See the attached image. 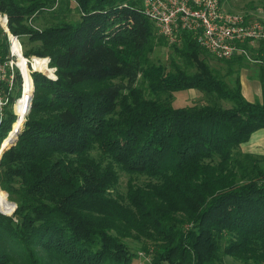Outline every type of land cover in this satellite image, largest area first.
Here are the masks:
<instances>
[{"label": "trees", "instance_id": "1", "mask_svg": "<svg viewBox=\"0 0 264 264\" xmlns=\"http://www.w3.org/2000/svg\"><path fill=\"white\" fill-rule=\"evenodd\" d=\"M75 1L78 23L35 32L24 22L37 12L56 20L55 0H0L10 33L37 38L58 77L32 73L26 121L13 112L14 94L0 128L1 150L23 126L0 159L1 193L17 206L0 213V264H133L128 241L140 238L154 245L141 247L153 264H264V157L240 150L264 129V41L244 46L263 89V101L250 103L239 76L245 55L218 59L238 68L233 86L207 67L201 55L210 53L189 33L174 49L182 64L153 65L164 39L141 0ZM9 60L0 28V63ZM31 76L19 99L26 107ZM21 82L16 71L18 94ZM191 89L209 103L175 107V93ZM134 176L147 181L135 185Z\"/></svg>", "mask_w": 264, "mask_h": 264}, {"label": "built area", "instance_id": "2", "mask_svg": "<svg viewBox=\"0 0 264 264\" xmlns=\"http://www.w3.org/2000/svg\"><path fill=\"white\" fill-rule=\"evenodd\" d=\"M142 9L144 15L155 25L157 34L166 39L169 44H181L184 34L189 33L203 49L217 59L230 60L237 55H245L249 61L254 62L244 46H254L264 41V19H257L243 13L227 10L223 0H144ZM0 28L5 30L10 43V60L0 64L1 128L6 117V109L13 95L10 91L15 86L16 73L14 66L19 68L18 58L12 50L14 43L19 42V37L10 33L8 18L1 13ZM39 61L42 62V65H45L47 70H50L48 67L49 59ZM4 66L7 67L9 72L6 76L7 80L4 76ZM36 72L48 75L46 70ZM21 75L23 94L22 71ZM47 77L53 80V78ZM3 83L5 84L2 85ZM14 114L16 115V113Z\"/></svg>", "mask_w": 264, "mask_h": 264}, {"label": "rangeland", "instance_id": "3", "mask_svg": "<svg viewBox=\"0 0 264 264\" xmlns=\"http://www.w3.org/2000/svg\"><path fill=\"white\" fill-rule=\"evenodd\" d=\"M143 1L144 0H141V5L143 4ZM224 6L227 10H230V11H234L237 13H243L249 17H253V18H257V19H264V0H224ZM54 9H56V11H62V14L56 20L51 18L50 15L47 14V12H44V13L37 12L36 14L31 16L30 18H27L26 21L24 22V25L31 31L39 32V31H42V30H44V29H46V28H48L54 24H61V23L75 24V23H78L81 19V12L82 11H81L80 6L77 4V2L75 0H55V5L51 9V11H53ZM4 28L6 29V27H4ZM4 32H5V30H4ZM155 37L157 40L164 39L163 37L159 36L156 31H155ZM19 42L22 46L23 56L21 54H19V62H17V63L19 65V67L23 70L25 85L27 84V80H28L27 79V72H28L27 62L29 63L28 66H29V70L31 71V75H32V73H35L37 71V70L34 71L32 69V67L37 68V67L43 66L42 62L39 61L42 59H49L48 67L50 70H49V73L46 71L48 73L47 76L53 78V80L58 79L57 69L52 66L51 59L48 57H40L39 54L36 52V50L38 49V47L41 44L40 41L37 40V38L33 37L30 34H24L22 36V38L19 39ZM155 42L157 43V41H155ZM179 47H181V44H179V45L169 44L168 41H166V39H164V44L161 46H156L154 48L153 52L149 55V62L152 63L153 65H158V66H163L164 68H169L171 66V59H173L175 61H177L179 59L177 54L175 53V50H174L175 48H179ZM26 55H28L29 57ZM201 58L206 63L207 67L210 68L211 71L216 72L229 85H231V86L234 85L233 83H234L235 79L237 78V75L235 73L238 70L237 67L233 66V68H231L229 66V63H228L229 61H220V60L212 57L210 54L205 53L204 55H201ZM178 61L180 64H182V62L180 60H178ZM247 63H248V65H247ZM0 64H2V63H0ZM250 64L256 65V66L258 65L255 62L250 61V62H246L245 66L249 67ZM3 68L5 69V75L4 76H5V79L7 80L6 76H7V73H9V72H8L6 66H4ZM14 71H15V73L17 71L20 74L21 80H22L21 71L19 68H17V66H14ZM50 71H51V73H50ZM188 71H189V73H197L198 72L196 67L188 69ZM39 73H42V72H39ZM43 75L46 76L45 74H43ZM120 81H124V80L116 79V80H112L111 82L112 83H118ZM141 83H142V75L139 77V84H137V85H140ZM4 84L5 83H3L2 85H4ZM10 93H12L13 95L15 94V98H14L13 106H12L13 112L14 113L15 112L16 113L21 112V114H23V117H25L26 106H22L21 105L22 103L19 100L22 96V82H21L20 94L17 93L16 83H15L14 88L10 91ZM32 93H33V95H32V100H33L34 87L32 88ZM146 96H147L146 98H151L148 94H146ZM13 97H11V101H12ZM207 103H209L208 97L206 95L202 94L201 92H199L198 90H195V89L175 93V95H174V106L177 108H183L186 106H194V105H203V104H207ZM219 103L221 104V106L223 108H231L232 107V104L230 102H227V101H219ZM20 122L21 121H18V123H20ZM257 156H260V155H257ZM261 157H264V156H261ZM132 179H134L135 185H143L147 181V179L143 176H134ZM129 180H130V176H128L126 174L121 175L120 182H119V189L121 192L126 193L127 184L129 182ZM0 195L3 198L1 191H0ZM3 200L5 201L4 198H3ZM5 204L6 205L0 204V207L6 208L11 213H9V214L5 213L1 209H0V213L3 215H7V216L13 215L15 207L12 210L9 207V205L6 203V201H5ZM128 243H129V247H130L131 252L135 256L133 264H153V261H152L153 255H149L148 253L142 252V250H141V247L145 243H149V242H147L144 238H140L137 241L129 240ZM149 246L151 247L152 250L155 249V247L152 243H149ZM14 260L19 264H21V262H22V261H19L17 259H14ZM225 263L226 264H244V263L235 261L231 258H226Z\"/></svg>", "mask_w": 264, "mask_h": 264}, {"label": "crops", "instance_id": "4", "mask_svg": "<svg viewBox=\"0 0 264 264\" xmlns=\"http://www.w3.org/2000/svg\"><path fill=\"white\" fill-rule=\"evenodd\" d=\"M239 76L244 98L250 103L262 102L263 89L259 79V67L250 64L249 67L241 69ZM240 150L245 154L264 156V129L255 132L248 142L241 144Z\"/></svg>", "mask_w": 264, "mask_h": 264}, {"label": "water", "instance_id": "5", "mask_svg": "<svg viewBox=\"0 0 264 264\" xmlns=\"http://www.w3.org/2000/svg\"><path fill=\"white\" fill-rule=\"evenodd\" d=\"M32 95H33V93L31 94V98L29 99V102L27 103V107H26V111H25V121H26V117H27V115L29 114V112H30V110H31V106H32ZM17 121H18V119H17ZM25 121H24V122H25ZM22 128H23V126H22L21 128H19V129H17V130L14 132V133H15V137L12 138V139H10L9 145L6 146V145H5V142L10 138L11 134H10V135L8 136V138L4 141V143L2 144L1 150H0V159H1L2 155L4 154V152H6L8 149H10L11 147H13V146L17 143V141H18V137H19V134H20L21 131H22ZM10 203L14 205L15 210H16V208H17L16 204L13 203V202H10ZM15 210H14V212H15Z\"/></svg>", "mask_w": 264, "mask_h": 264}, {"label": "bare ground", "instance_id": "6", "mask_svg": "<svg viewBox=\"0 0 264 264\" xmlns=\"http://www.w3.org/2000/svg\"><path fill=\"white\" fill-rule=\"evenodd\" d=\"M13 53H14V55L15 56H17V58H18V61L17 62H19V54H21L22 56H23V53H22V50H21V46H20V43L19 42H15L14 43V45H13ZM27 60V59H26ZM32 67V66H31ZM20 68V67H19ZM27 68L29 69V67H28V62H27ZM21 69V68H20ZM21 71H22V74H23V70L21 69ZM29 73H30V70H29ZM50 73H51V71H50ZM23 80H25L24 79V74H23ZM22 97H23V94H22ZM22 99V98H21ZM20 99V100H21ZM25 111H26V109H25ZM16 113V112H15ZM17 115V114H16ZM18 116V115H17ZM14 130V129H13ZM13 130L11 131V133L13 132ZM10 133V134H11ZM15 137V136H14ZM0 191H1V189H0ZM2 194V193H1ZM3 196V195H2Z\"/></svg>", "mask_w": 264, "mask_h": 264}]
</instances>
